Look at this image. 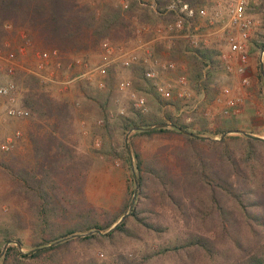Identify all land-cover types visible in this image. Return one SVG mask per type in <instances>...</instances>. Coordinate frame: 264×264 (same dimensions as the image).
I'll return each instance as SVG.
<instances>
[{
  "label": "trees",
  "instance_id": "16d2710c",
  "mask_svg": "<svg viewBox=\"0 0 264 264\" xmlns=\"http://www.w3.org/2000/svg\"><path fill=\"white\" fill-rule=\"evenodd\" d=\"M182 1L195 9L207 3ZM169 2L127 0L122 6L108 1L93 5L81 0H0V54L6 49L7 24L13 32L26 29L27 37L41 47L64 53L96 48L105 40L131 39L136 32L133 20L165 27L182 18L185 27L187 17L168 9ZM251 4L261 14L264 29V0ZM153 37L150 32L145 40ZM259 51H264V34L250 47L252 55ZM177 52L186 63L192 91L201 95L203 105L210 103L219 92L217 52L190 46L178 47ZM114 69L109 65L104 70L108 92L113 89ZM11 79L22 86L20 103L29 111L32 162L9 155L0 160V169L18 186L32 220L27 247L17 235V226L0 225V252L9 242L0 264H264V139L251 131L240 132L234 115L221 118L214 127L204 120L194 128L178 114L179 99L171 101L174 109H161L152 82L139 76L133 88L151 93L160 107L143 113L130 106L112 122L102 114L103 125L94 129L102 139L101 148L94 152L123 159L128 173L121 202L115 208H102L85 193L93 158L79 154L72 143L75 126L70 100L53 96L37 75L24 69H16ZM107 99L108 94L101 109ZM160 123L171 125L147 129ZM115 129L123 135L131 130L132 161L124 143L117 149ZM153 138L169 141L147 153L135 146V139ZM134 177L138 183L134 206L113 227L128 211ZM166 211L178 218L174 240L138 253L121 250L125 243L169 233ZM96 229L104 234H85ZM95 249L104 250L106 257L91 255Z\"/></svg>",
  "mask_w": 264,
  "mask_h": 264
},
{
  "label": "rangeland",
  "instance_id": "374dc122",
  "mask_svg": "<svg viewBox=\"0 0 264 264\" xmlns=\"http://www.w3.org/2000/svg\"><path fill=\"white\" fill-rule=\"evenodd\" d=\"M81 1H87L93 5H97L100 1H108L112 4L122 6L127 3V0ZM143 1L149 2L150 0ZM229 1L230 0H207L205 6L210 11H212L214 8L223 11V15H221V17L219 16L218 20L214 21L212 24L208 22L206 17L195 16L185 23L183 30L166 29L161 27V30L158 31V27L160 26L153 27L150 25L140 24L133 20L136 25V32L133 38L119 42L105 40L115 44H120L128 49L139 47V59L136 62L127 67L123 66L119 62L113 65L115 67V81L113 89L110 92H108V90L105 88L103 77L101 80L103 81L104 85L102 87L98 86V82L100 80L98 76L94 77L92 80H76L74 83L68 86L67 89H63L60 86H47L48 90L53 96L57 98H68L70 100L75 126V132L71 138L72 143L79 154L90 155L93 158L85 183V193L87 198L93 204L102 208H115L123 198L127 184L126 177L128 174L125 170L127 164L123 161V159L119 157H108L105 154L94 152L95 150H99L102 146V139L100 135L94 134V129L103 125L104 116L102 114L107 115L108 120L112 122L115 115L126 113V110L130 106L140 109V111L143 113H149L157 107H160V105L156 103V99L151 93L144 94L132 86L134 80H136L139 76L144 75L145 69L150 65V62L153 59L168 58L176 61L178 63V68L168 75H164V79L167 77L174 78L182 72L185 74L187 72L186 63L184 62L183 57L179 55V52H177L178 47L190 46L208 48L216 51V57L220 64L215 80V83L219 88V92L215 98L210 103L203 105L200 101L201 95H197L192 91L191 96L187 99L176 100L181 106L178 114L184 117L183 119L185 122L192 123V127L194 128H199L201 122L204 120L207 122L209 127H214L215 123L224 117L221 114V110L224 106L225 100L228 97L236 96L234 94H228L227 89L223 88V86L228 83L230 77H233L234 75L232 71H227L224 68L223 63H221L219 58L222 52L228 51L227 45L224 41L225 31L222 30V24L225 21L224 9ZM247 1L246 12L250 14L256 21L255 26L250 31L248 42V70L250 73V78L248 79L247 84L242 83V81L239 78L238 79L240 85L247 87L245 89L246 92L252 89L254 90V93L251 92V94L252 100H254L252 103L257 108L253 110L254 114H256L255 116H258V113H255L256 110L261 111L259 112L260 115L264 116V92H261L262 83L264 90V77L261 74L259 68V58L261 54L264 56V51H259L255 55L250 53L251 44L255 40H261V35L264 34V29L262 27L261 14L257 12L251 4L257 0ZM11 29H7L9 34L4 43H10L11 49H9L14 50L13 47L20 42L19 35L16 32L20 30L23 32L25 31L26 33L27 30L24 28H19L13 32ZM150 32L154 34V37L149 41H146L145 36ZM31 42L35 47L43 48L38 42L34 40H31ZM5 48H7L6 45ZM6 50L7 49L4 50V53L0 54V84H4L11 80L10 75L7 74L4 68L6 66L4 59ZM62 53L66 57L79 56L86 60L90 65H96L104 60V55L100 46L96 48L83 49L76 52ZM173 54L176 55V59L171 58ZM17 60L19 61L20 65L26 69H32L34 67L35 59L31 52L23 55V57L17 56ZM259 72L263 79H260L258 75ZM61 76H67V73H63ZM120 81H126L128 85L121 89L118 86ZM218 82L220 85H218ZM107 94L108 99L106 100L104 107L101 109L99 105L104 101ZM132 94L142 96L145 99V110L142 111L141 108L134 104ZM157 95L162 102L161 109H174L172 107L171 101H174L175 98L164 99L159 94ZM5 105V99L0 96V160L5 161L9 155H14L20 160L31 163V146L27 135L29 120L28 118L13 119L5 117L3 114ZM242 106L241 112H243ZM207 108L212 109L210 115H205V110ZM241 112L238 115H234L235 119L237 120L236 124L241 130L240 132L251 131L254 136L264 137V121L262 122V125L255 126L253 123L258 122V120L253 121L252 118L249 120V114L242 116ZM17 132L19 133L18 136H15ZM130 132L131 130L127 131L126 134H129ZM114 133L116 144H118L115 145L117 146V149H121V144L125 142L126 134H120L119 130L117 129L114 130ZM7 137L14 138L13 144L9 150L4 151L1 149V144ZM216 138L218 137L216 136ZM168 141L169 140L167 139L153 138L148 140L135 139L134 142L135 146L139 148V150L147 153L153 151L161 142ZM165 216L167 221L170 223L169 233L160 237L149 236L139 242L125 243V247H123L121 250L134 251L135 253H138L139 251L150 246H156L157 243L164 244L170 240H174V233L176 231L175 229H177L178 218L173 217V214L167 211ZM31 220L32 218L27 208V203L18 190V186L6 172L0 169V225L13 223L15 226H17V235L22 239L24 246L27 247L30 237ZM90 254L97 255L100 258L106 257V253L102 249L91 250Z\"/></svg>",
  "mask_w": 264,
  "mask_h": 264
},
{
  "label": "built area",
  "instance_id": "2783aa9c",
  "mask_svg": "<svg viewBox=\"0 0 264 264\" xmlns=\"http://www.w3.org/2000/svg\"><path fill=\"white\" fill-rule=\"evenodd\" d=\"M247 0H230L225 7L224 16L225 21L222 24V30L225 31L224 41L227 45L228 51L222 52L219 56L221 63L227 71H233L234 67L230 62L233 54H237L239 64L236 71L242 74L248 62V42L250 31L255 26L256 21L246 12ZM168 9H175L187 17V21L197 16L206 17L208 22L212 24L218 20L219 16L223 15V11L214 8L210 11L206 6L195 9L189 6L182 0H171L166 6ZM7 29H11V25H6ZM164 28L182 30L184 28L182 18L176 20L173 24H168ZM161 27H158V31ZM19 35L20 42L15 45L14 50H10V43H5L6 52L5 70L8 75L15 72L16 69H24L30 73L37 75L40 81L46 86H60L67 89L76 80H92L98 76L100 78L98 86L102 87L104 70L109 65L121 63L127 67L139 59L138 48L128 49L120 44H115L109 41H102L100 48L104 55V60L96 65H90L86 60L79 56L66 57L57 48L41 49L33 45L31 40L27 37L25 31L16 32ZM10 48V49H9ZM32 53L35 59L34 67L26 69L20 65L17 56L23 57L27 53ZM178 68V63L168 58H155L150 62V65L145 69L144 76L150 80L156 92L164 99L175 98L185 100L192 94L187 75L181 73L174 78H165L164 75L175 71ZM67 73V76L62 77L61 74ZM242 83L247 84L248 78L243 77ZM128 85L126 81H120L118 86L123 89ZM23 92L20 84L14 80H9L4 84H0V96L6 101L3 114L7 118L25 119L29 116V111L20 103L21 94ZM134 104L141 108L142 111L146 109L145 99L142 96L132 94ZM243 97L240 95L228 97L221 114L225 116L238 115L241 112ZM212 109L207 108L205 115H210ZM18 132L15 136H18ZM13 137H7L1 144V149L9 150L13 144Z\"/></svg>",
  "mask_w": 264,
  "mask_h": 264
},
{
  "label": "crops",
  "instance_id": "0c3cea01",
  "mask_svg": "<svg viewBox=\"0 0 264 264\" xmlns=\"http://www.w3.org/2000/svg\"><path fill=\"white\" fill-rule=\"evenodd\" d=\"M228 50V48H227ZM230 62L232 63L233 67H234V70L232 71L233 72V77H230V79L228 80V83H226V87H224L223 85V88L227 89V92L228 94H234V95H240L244 97V100H243V106H242V111L241 112V115L242 116H245L246 114H249V120H251L250 118H252L253 121L255 120H258V122H254L253 124L256 126V125H262V122L264 121V116L260 115L259 110H256L255 113H258L257 115L258 116H255L256 114H254L253 110L254 109H257L255 107V105L252 103L254 102V100H252V93H254L253 89L250 90V91H245V89L247 87L243 86V85H240L239 84V79L241 80L243 77H246V78H250V73H249V67H248V62L245 66V70L242 74H239L235 69L237 67V65L239 64V60L237 58V54H233L231 59H230ZM239 78V79H238ZM218 85H220V83L218 82ZM237 92V93H236ZM261 110V109H260ZM253 112V113H252ZM263 114V113H262Z\"/></svg>",
  "mask_w": 264,
  "mask_h": 264
},
{
  "label": "water",
  "instance_id": "95a60500",
  "mask_svg": "<svg viewBox=\"0 0 264 264\" xmlns=\"http://www.w3.org/2000/svg\"><path fill=\"white\" fill-rule=\"evenodd\" d=\"M259 68H260V72H261V74H262L263 77H264V63H263V55H262V54L260 55V58H259ZM170 125H171L170 123H160V124H155V125H153V126H150V127H148L147 129L160 128V127L170 126ZM225 134H226V132H223V133L221 134V137H223ZM243 134H246V133L243 132ZM246 135H248V134H246ZM254 137H256V138H258V139H264V137H257V136H254ZM127 138H128V134H126V136H125V142H124V144H125V148H126V150H127V153H128V155H129V157H130V160L132 161L131 150H130V148H129V145H128V142H127ZM134 182H135V187H134V190H133V194H132L131 200H130L129 205H128V211H127L126 213H124V214L118 219V221L113 225V227H115L118 223H120L121 221H123V220L128 216L130 210H131V209L133 208V206H134L135 199H136V197H137V192H138V183H137V179H136V177H134ZM91 233L104 234V233L101 232L99 229L92 230V231H90V232H88V233H85V234H91ZM66 238H68V237H65V238H63V239H66ZM58 241H60V240H58ZM58 241H56V242H58ZM56 242H54V243H56ZM14 243H15V245L18 247V249H21V245H20L19 242H14ZM8 244H9V242H6V243L4 244V246H3V248H2V250H1V252H0V256L3 254L5 248H6V246H7Z\"/></svg>",
  "mask_w": 264,
  "mask_h": 264
}]
</instances>
